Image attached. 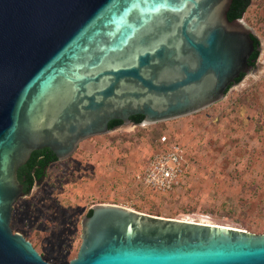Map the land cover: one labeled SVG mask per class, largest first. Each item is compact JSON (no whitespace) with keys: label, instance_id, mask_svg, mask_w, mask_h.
Wrapping results in <instances>:
<instances>
[{"label":"water","instance_id":"1","mask_svg":"<svg viewBox=\"0 0 264 264\" xmlns=\"http://www.w3.org/2000/svg\"><path fill=\"white\" fill-rule=\"evenodd\" d=\"M233 1L0 0V264H54L10 227L34 152L65 161L112 121L198 114L253 72L256 35L229 20ZM90 210L69 264H264V233Z\"/></svg>","mask_w":264,"mask_h":264},{"label":"rangeland","instance_id":"2","mask_svg":"<svg viewBox=\"0 0 264 264\" xmlns=\"http://www.w3.org/2000/svg\"><path fill=\"white\" fill-rule=\"evenodd\" d=\"M261 43L256 71L219 104L157 125L121 126L79 145L52 164L30 195L14 205L10 227L46 262L69 264L79 253L81 222L109 204L167 219L264 233V0L243 16ZM186 150L180 186L160 194L138 179L162 138Z\"/></svg>","mask_w":264,"mask_h":264},{"label":"built area","instance_id":"3","mask_svg":"<svg viewBox=\"0 0 264 264\" xmlns=\"http://www.w3.org/2000/svg\"><path fill=\"white\" fill-rule=\"evenodd\" d=\"M165 149L153 155L138 181L145 189L166 194L180 186L185 176L186 150L178 143L162 138Z\"/></svg>","mask_w":264,"mask_h":264},{"label":"trees","instance_id":"4","mask_svg":"<svg viewBox=\"0 0 264 264\" xmlns=\"http://www.w3.org/2000/svg\"><path fill=\"white\" fill-rule=\"evenodd\" d=\"M252 0H234L231 9L228 14L229 20L243 18L248 8L251 6ZM256 50L252 55L251 59L257 62L260 56L261 43L257 36H253ZM259 49V50H258ZM243 80V75L237 80L239 84ZM230 90V89H229ZM227 91V93L229 92ZM144 121L143 116L132 117L131 122L135 125H140ZM120 121H112L109 124L110 131H113L117 127L122 126ZM162 144V143H161ZM58 162L56 156L49 150L34 152L30 161L18 171V179L24 186V190L27 195L30 194L35 184L42 181L46 176L47 169L54 163ZM92 211L88 212V216H91Z\"/></svg>","mask_w":264,"mask_h":264},{"label":"flooded vegetation","instance_id":"5","mask_svg":"<svg viewBox=\"0 0 264 264\" xmlns=\"http://www.w3.org/2000/svg\"><path fill=\"white\" fill-rule=\"evenodd\" d=\"M251 57H252V56H251ZM252 60H253V59H250V61H252ZM253 61H254V60H253ZM250 65L253 67V71H254L255 68H256V62H255V61H254L253 63L251 62ZM244 77H246V76L243 75V78H244ZM237 84H238V83L236 82V85H237ZM134 117H137V116H134ZM120 127H121V126H120ZM117 128H118V127H117ZM114 130H115V129H114ZM42 151H43V150H42Z\"/></svg>","mask_w":264,"mask_h":264}]
</instances>
